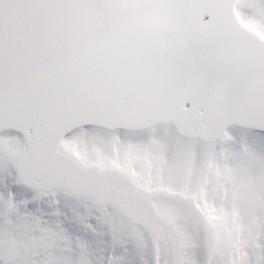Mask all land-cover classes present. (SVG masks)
I'll return each instance as SVG.
<instances>
[{
	"label": "snow or ice",
	"instance_id": "6c2138e0",
	"mask_svg": "<svg viewBox=\"0 0 264 264\" xmlns=\"http://www.w3.org/2000/svg\"><path fill=\"white\" fill-rule=\"evenodd\" d=\"M0 264H264V0H0Z\"/></svg>",
	"mask_w": 264,
	"mask_h": 264
},
{
	"label": "bare ground",
	"instance_id": "6f19581e",
	"mask_svg": "<svg viewBox=\"0 0 264 264\" xmlns=\"http://www.w3.org/2000/svg\"><path fill=\"white\" fill-rule=\"evenodd\" d=\"M221 162L215 164L209 160V169L212 170L215 167H219L217 171L214 169V178L222 179L224 184H227L226 189H222L225 196L231 199L234 192L244 190L243 187H236L233 184V180L241 177L244 174L243 171H239V167L245 163L244 149L239 143L230 142L220 146ZM244 163L242 164V162ZM222 165V167H221ZM238 170V171H237ZM233 200V198L231 199Z\"/></svg>",
	"mask_w": 264,
	"mask_h": 264
},
{
	"label": "clouds",
	"instance_id": "9594fccd",
	"mask_svg": "<svg viewBox=\"0 0 264 264\" xmlns=\"http://www.w3.org/2000/svg\"><path fill=\"white\" fill-rule=\"evenodd\" d=\"M128 3H134L138 5L144 4H160L162 0H127ZM163 11V10H161ZM148 30L152 33H160L165 36H171L176 40V46L179 50L183 51L186 47L184 42L179 39L180 28L174 24L172 19L164 14L161 18L153 20V22L148 26ZM168 50L167 44H158L156 51L158 55H165ZM139 68V64L133 66L131 69L135 71Z\"/></svg>",
	"mask_w": 264,
	"mask_h": 264
},
{
	"label": "rangeland",
	"instance_id": "374dc122",
	"mask_svg": "<svg viewBox=\"0 0 264 264\" xmlns=\"http://www.w3.org/2000/svg\"><path fill=\"white\" fill-rule=\"evenodd\" d=\"M244 163V161L242 162V164ZM244 165H245V163L243 164V166H241V167H239V171H243L242 169H244ZM216 171H217V169H220L219 167L217 168V167H215L214 168ZM238 171V170H237ZM233 197V200H238V201H240L241 203H244V204H247V201L245 200V189L244 190H242V191H237V192H234V194L232 195ZM231 198V199H232Z\"/></svg>",
	"mask_w": 264,
	"mask_h": 264
},
{
	"label": "water",
	"instance_id": "95a60500",
	"mask_svg": "<svg viewBox=\"0 0 264 264\" xmlns=\"http://www.w3.org/2000/svg\"><path fill=\"white\" fill-rule=\"evenodd\" d=\"M153 37L159 41V44L163 43V44H166L165 42L168 40V39H173V37L171 36H165V35H162L160 33H152ZM137 65V64H136ZM135 66V65H134Z\"/></svg>",
	"mask_w": 264,
	"mask_h": 264
}]
</instances>
